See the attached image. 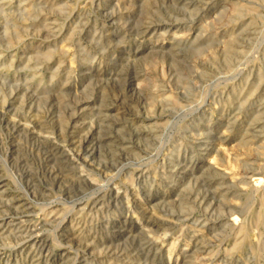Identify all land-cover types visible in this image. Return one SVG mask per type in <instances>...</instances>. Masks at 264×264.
Wrapping results in <instances>:
<instances>
[{"label":"rangeland","instance_id":"1","mask_svg":"<svg viewBox=\"0 0 264 264\" xmlns=\"http://www.w3.org/2000/svg\"><path fill=\"white\" fill-rule=\"evenodd\" d=\"M0 264H264V0H0Z\"/></svg>","mask_w":264,"mask_h":264},{"label":"bare ground","instance_id":"2","mask_svg":"<svg viewBox=\"0 0 264 264\" xmlns=\"http://www.w3.org/2000/svg\"><path fill=\"white\" fill-rule=\"evenodd\" d=\"M22 186V185H21Z\"/></svg>","mask_w":264,"mask_h":264}]
</instances>
